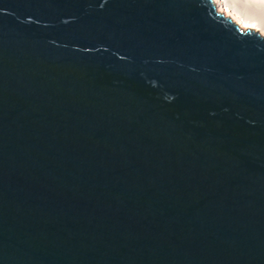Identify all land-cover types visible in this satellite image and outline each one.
Returning <instances> with one entry per match:
<instances>
[{
	"label": "water",
	"instance_id": "95a60500",
	"mask_svg": "<svg viewBox=\"0 0 264 264\" xmlns=\"http://www.w3.org/2000/svg\"><path fill=\"white\" fill-rule=\"evenodd\" d=\"M0 264H264V36L212 0H0Z\"/></svg>",
	"mask_w": 264,
	"mask_h": 264
},
{
	"label": "bare ground",
	"instance_id": "6f19581e",
	"mask_svg": "<svg viewBox=\"0 0 264 264\" xmlns=\"http://www.w3.org/2000/svg\"><path fill=\"white\" fill-rule=\"evenodd\" d=\"M253 1L212 0L217 10L223 12L226 17H230L242 28L253 29L264 36V4L261 5L259 1V3Z\"/></svg>",
	"mask_w": 264,
	"mask_h": 264
},
{
	"label": "rangeland",
	"instance_id": "374dc122",
	"mask_svg": "<svg viewBox=\"0 0 264 264\" xmlns=\"http://www.w3.org/2000/svg\"><path fill=\"white\" fill-rule=\"evenodd\" d=\"M250 1H253V0H250ZM258 1H259L260 3H259ZM253 2H254V3H255V2H256V3H259V4H261V5L264 4V0H254ZM261 2H262V3H261Z\"/></svg>",
	"mask_w": 264,
	"mask_h": 264
}]
</instances>
